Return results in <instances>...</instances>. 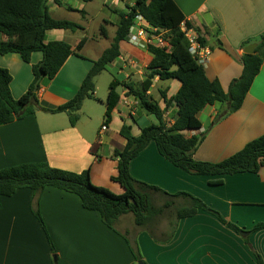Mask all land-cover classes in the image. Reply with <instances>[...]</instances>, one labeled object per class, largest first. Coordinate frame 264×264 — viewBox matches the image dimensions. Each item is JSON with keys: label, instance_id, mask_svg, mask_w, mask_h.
<instances>
[{"label": "crops", "instance_id": "0c3cea01", "mask_svg": "<svg viewBox=\"0 0 264 264\" xmlns=\"http://www.w3.org/2000/svg\"><path fill=\"white\" fill-rule=\"evenodd\" d=\"M60 1L61 5L49 1L51 16L72 22L68 15L77 12L82 17L77 23L86 33L88 19L96 13L92 7L95 0L90 3L74 0L77 6L70 4L72 0ZM136 1L105 0L104 9L116 17L104 18V24L115 25L117 29L119 15L127 14ZM172 2L183 19L180 25L189 23L211 52L204 66L207 77L217 79L228 92L232 81L242 74L245 49L252 44L258 46L264 35V0ZM144 24L148 25L146 21ZM83 39L85 43L78 49ZM1 40L18 42L17 38L6 36L0 37ZM46 41L66 42L74 54L54 78H43L37 92L38 103L31 104L33 114L0 126V170L41 162L75 173L89 169L95 186L108 188L115 194L124 193L112 180L118 174L114 152L126 145L120 131L127 126L133 136H139L143 128L156 124L155 117L141 108L127 85L141 88L152 54L147 47L135 46L128 40L120 43V57L110 64L124 77L118 81L122 88L117 91L120 101L112 112L107 131L102 132V126L93 127L92 120L104 119L105 111L86 112L85 100L74 127L66 113L50 111L76 96L94 62L108 48H101L94 58L86 53L93 39L88 35L80 38L77 32L66 30H49ZM42 58L41 52H34L26 63L15 53L0 55V68L8 70L12 77L13 98L19 99L29 90L34 78L32 69ZM180 87L177 80L156 78L148 92L161 110L166 109L164 118L168 125L174 123L177 108L174 105L166 108L155 92L167 90L170 99ZM229 109V103L205 107L198 115L201 129L184 132L189 138L204 135L194 154L195 160L223 162L264 135V61L241 108L233 113ZM129 171L135 181L169 195L187 193L200 199L240 231L202 210L181 220L172 212H165L153 227L137 226L129 213L118 219L113 230L105 226L99 213L84 210L74 194L46 188L36 195L30 189H20L11 197L0 198V264H139L132 248L146 264H257V256L264 262V230L251 231L255 225L264 223V166L257 174L192 175L170 163L151 142L130 162ZM218 180L223 184H210ZM154 194V203L160 206L173 201L160 192ZM32 205L39 210L46 230L33 216ZM163 217L167 219L166 226L161 224Z\"/></svg>", "mask_w": 264, "mask_h": 264}, {"label": "trees", "instance_id": "16d2710c", "mask_svg": "<svg viewBox=\"0 0 264 264\" xmlns=\"http://www.w3.org/2000/svg\"><path fill=\"white\" fill-rule=\"evenodd\" d=\"M49 1L0 0V37L18 39V42L1 40L0 55L15 53L26 63L30 62L34 52H41L43 55L41 62L32 69L34 78L29 90L19 99L13 98L11 94L10 73L0 68V126L33 114L31 104L38 103L37 92L43 78H54L67 59L74 54L71 45L66 42L46 41V33L49 30H66L72 33L83 30L80 25L71 21L54 19L49 12ZM53 1L61 5L60 0ZM82 1L90 3L94 0ZM176 11L172 0H137L127 14L119 15L116 35L110 47L98 61L94 62L76 96L65 105L50 111L66 113L71 126H76L84 100L96 99L95 78L120 57V43L128 40L131 27L138 16L143 17L151 27L168 31L171 50L167 52L165 49L149 46L148 51L153 57L144 73L141 88L135 89L127 85L129 93L139 101L141 108L155 117L156 124L143 128L139 136H133L131 128L127 126H123L120 131L126 145L122 150L114 152L113 156L118 159V174L112 180L124 189V193L115 194L108 188L95 186L89 169L75 173L56 169L47 162H41L1 169L0 198L11 197L20 189H30L37 195L46 188H55L76 195L84 210L99 213L105 226L113 230L118 219L129 213L134 215L137 226L147 227L165 212H172L177 220H181L193 217L202 210L215 215L224 225L240 231L237 226L226 221L220 213L205 205L200 199L187 193L169 195L156 187L135 181L129 171L130 162L151 142L156 144L159 153L170 163L192 175L257 174L264 166V135L249 142L242 150L223 162L213 164L194 159L204 135L189 138L184 134L186 131L201 129L198 115L209 105L229 103V113L241 108L264 61V35L261 36L254 54L242 56V74L232 81L228 92H225L220 82L217 79L210 80L204 66L199 65L191 56L188 42L180 30L183 19ZM187 26L191 27L189 23ZM100 31L107 37V29L104 26ZM84 43L85 39L80 42L78 49H81ZM200 43L205 46L203 39H200ZM156 78L160 81L177 80L181 83L178 92L170 99H167V90L160 92L166 108L173 105L177 108L175 121L171 125H168L164 118L166 109L161 110L158 102L148 94ZM119 86L121 83L116 80L109 86L104 117V124L107 126L111 122L113 110L120 101L117 92ZM210 184L222 185L223 181L218 180ZM158 192L173 201L157 206L153 195ZM177 199L180 202H177ZM31 211L46 230L39 210L32 205ZM259 230H264V223L255 225L251 231ZM131 251L137 262L142 261L138 252L133 248ZM257 264H264L258 256Z\"/></svg>", "mask_w": 264, "mask_h": 264}, {"label": "rangeland", "instance_id": "374dc122", "mask_svg": "<svg viewBox=\"0 0 264 264\" xmlns=\"http://www.w3.org/2000/svg\"><path fill=\"white\" fill-rule=\"evenodd\" d=\"M70 4L72 6H77L76 1H74V0H72L70 2ZM92 7L94 9H96V13H95V15H92L89 17L88 27L86 26V28H87L86 33L82 32L80 30L77 32V35L80 38H82L85 35H88L89 37H91V39H93V41L90 43V46H89L88 50L86 51V53L89 54L90 56H93L94 58H96L97 54L101 51V48H109L110 47L111 42L113 41V39L116 35V30H117L115 25L106 26L103 22V19L104 18L108 19L110 16L115 18L116 16H114L113 14H110L107 9H104L105 8V0H95L94 3L92 4ZM68 18L70 20H72V22L77 23L78 21L80 22V19L82 17L79 16V14H77V12H75V14L70 13L68 15ZM103 25L107 28V37H105L101 34L100 28ZM108 68L111 70H108ZM115 79L117 81H123L124 77L121 75H118V69L113 67V65H109L107 67V70L103 71L99 76H97V78L95 80L96 89H95V93H94V96L97 99H92V100L86 99L85 100L86 112L93 113V109H96V111H99L101 113L104 111L106 112L105 102H106V99L108 96L109 86ZM170 82H174V81H170ZM174 83H176V82H174ZM121 90H122V88L120 86L117 87V91L120 92ZM155 97L156 98L158 97V100H160V102L163 101L162 97L159 93L155 92ZM100 99L102 102L100 101ZM163 104H165V103L163 102ZM165 106H166V104H165ZM92 124H93V127L100 128L101 126L104 125V119L102 117H101V120H100V118H98V119L94 118L92 120ZM131 125H133V123H131ZM155 204L160 206L159 205L160 203H158V202H156ZM131 215H133V214H131ZM128 217H131V216H128ZM132 217H134V215ZM130 220H132V218H130ZM166 221H167V219L163 217L161 219V222H162L161 224L166 226V224H167ZM158 222H159V220L158 221L156 220V221L152 222V224H150L149 226L153 227V225L155 223H158Z\"/></svg>", "mask_w": 264, "mask_h": 264}, {"label": "built area", "instance_id": "2783aa9c", "mask_svg": "<svg viewBox=\"0 0 264 264\" xmlns=\"http://www.w3.org/2000/svg\"><path fill=\"white\" fill-rule=\"evenodd\" d=\"M113 2L121 0H111ZM144 19L138 16L131 27L128 41L138 47H149L154 46L160 49H165L167 52L171 50V40L168 31L159 30L151 27L149 24H144ZM180 30L184 34V37L189 45V51L191 56L197 61L199 65L205 66L207 63L210 50L204 47L200 43V37L194 28L188 27L185 22L180 25ZM136 31V33H133ZM108 126L103 125L101 128L102 132L107 131Z\"/></svg>", "mask_w": 264, "mask_h": 264}, {"label": "water", "instance_id": "95a60500", "mask_svg": "<svg viewBox=\"0 0 264 264\" xmlns=\"http://www.w3.org/2000/svg\"><path fill=\"white\" fill-rule=\"evenodd\" d=\"M257 45L256 44H252L249 45L246 49H245V54H254L255 53V49H256ZM248 234V233H246ZM139 264H146L143 261H140Z\"/></svg>", "mask_w": 264, "mask_h": 264}]
</instances>
